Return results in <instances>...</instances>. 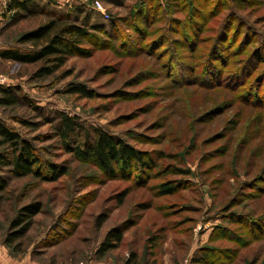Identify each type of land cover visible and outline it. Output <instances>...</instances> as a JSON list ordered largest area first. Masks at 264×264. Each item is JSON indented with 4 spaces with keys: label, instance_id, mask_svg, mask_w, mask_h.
<instances>
[{
    "label": "rangeland",
    "instance_id": "1",
    "mask_svg": "<svg viewBox=\"0 0 264 264\" xmlns=\"http://www.w3.org/2000/svg\"><path fill=\"white\" fill-rule=\"evenodd\" d=\"M47 1L54 7L43 0L32 7L114 28L111 37L90 32L49 77H37L51 68L47 62L0 63V76L22 99L0 107V121L34 140L43 176L0 170L7 183L0 194L1 256L6 252L7 260L11 250L12 264H264V107L243 101L248 83L264 97V0ZM96 1L110 19L95 11ZM48 17L11 16L0 41L31 52L18 40ZM212 72L220 82L205 85ZM80 84L92 98L68 94ZM240 85V92L227 87ZM64 115L79 126L69 146L91 143L103 129L157 168L109 175L77 158L58 134ZM33 205L40 213L30 231L7 246L21 231L14 221ZM117 229L123 241L100 255Z\"/></svg>",
    "mask_w": 264,
    "mask_h": 264
},
{
    "label": "trees",
    "instance_id": "2",
    "mask_svg": "<svg viewBox=\"0 0 264 264\" xmlns=\"http://www.w3.org/2000/svg\"><path fill=\"white\" fill-rule=\"evenodd\" d=\"M29 2V0H24L22 3L14 2L10 5V10H17V15H20V13H26V16L34 15V17H36L38 13L47 15L49 16V20L39 25L36 29L23 33L19 38L17 44L19 46L32 47L33 50L31 52L24 53L19 48H12L3 54V58L26 65L47 62L51 68L40 70L37 77H49L58 69L62 68L71 57L75 56L83 40L90 32H98L106 36H112L113 24L90 26L88 24H81L79 17L71 13H45L42 10L35 9L30 11L28 9ZM217 5L218 4H215L214 7H217ZM218 10V13H220L224 10V6H221V8L218 7ZM175 29L176 32H180L177 28ZM200 32L201 30L198 28L195 34L198 36ZM187 39H189V35H187ZM180 66L181 67L177 68L183 73L184 69L181 64ZM242 71L243 70L239 72ZM217 76L219 75H216L214 72L208 73L207 77L204 79L205 85L217 84L218 80L220 82V77ZM262 81H264V79ZM262 81L261 83L263 84ZM248 84L251 86L249 91L250 97L243 101H245L248 106L251 105L254 108H258L257 106L264 107V103H262L264 102V97L256 93L257 89H254L252 83ZM243 86L244 85H240L238 88L227 87L232 91L240 92ZM18 90L19 88L16 87L0 86V107L10 108L19 106L22 103V99L18 96ZM68 94L81 95L85 98L93 97V93L81 84L71 86L68 90ZM20 123L23 126H29L25 122ZM78 127V124L73 118L65 115L63 116L61 129L58 134L64 142L66 149L68 152H73L77 158L86 162H92L105 173L114 175L116 171H119L124 174L127 171H134L137 169L139 175L142 176L146 170L153 167L157 168L153 159L146 157L144 153L137 150L121 137L112 135L103 129L95 130L96 137L93 142L75 145L74 147L69 146V140L75 136ZM33 141L34 140L23 137L20 133L10 129L0 121V148L6 150L4 153H0V170L11 168V174L16 178L35 176L39 179H43V176L36 171L42 160L39 156V149L35 146ZM51 168L53 170L52 173L59 174L58 176L65 175L63 170L53 168V166H51ZM258 189L263 190L262 187H258ZM6 190V181L0 179V194ZM171 191L172 188L167 189L165 193H171ZM122 202L123 199L120 200V203ZM39 213V205L26 206L22 209L13 223L14 228H21V231L14 234L15 238L10 239L7 246L13 245L16 240H20L28 234L34 223L35 217L38 216ZM246 217L252 222L259 220H255L248 216ZM122 241L123 235L120 230L111 231L106 241L100 246L98 250L99 254L104 256L107 252L120 245ZM10 255L13 258L16 257L11 250Z\"/></svg>",
    "mask_w": 264,
    "mask_h": 264
},
{
    "label": "crops",
    "instance_id": "3",
    "mask_svg": "<svg viewBox=\"0 0 264 264\" xmlns=\"http://www.w3.org/2000/svg\"><path fill=\"white\" fill-rule=\"evenodd\" d=\"M29 5H28V9L31 11L33 9V4L35 2H37V0H29ZM46 4H47V8L51 9L53 6L52 3L48 2L47 0H43ZM61 1L64 0H59V2H57L56 4L59 5L61 3ZM14 2H19L22 3L24 2V0H0V38L2 37V33L3 31L7 28V25L11 22L10 18L11 16H14L16 14H18L17 10H10V5L13 4ZM21 16L23 13H20ZM24 15V14H23ZM27 14L25 13V16ZM10 48H8L6 45H4L1 41H0V63L5 62V61H10V60H5L3 58V54L6 53V51H9ZM2 246H0V252H4L3 251ZM9 256H7L8 258H6L7 260H5V255L6 252L4 254V256H1L2 254H0V260L5 261L7 264L10 263L12 264V262L10 260H12V256L10 255L9 251L7 252Z\"/></svg>",
    "mask_w": 264,
    "mask_h": 264
},
{
    "label": "built area",
    "instance_id": "4",
    "mask_svg": "<svg viewBox=\"0 0 264 264\" xmlns=\"http://www.w3.org/2000/svg\"><path fill=\"white\" fill-rule=\"evenodd\" d=\"M95 11L101 13L105 19H110L101 1L94 3ZM0 86H7V79L0 76Z\"/></svg>",
    "mask_w": 264,
    "mask_h": 264
}]
</instances>
